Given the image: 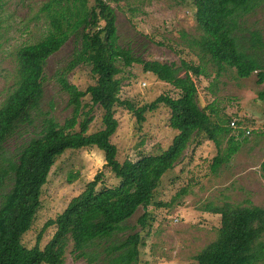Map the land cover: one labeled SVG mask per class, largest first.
Segmentation results:
<instances>
[{"label":"trees","instance_id":"obj_1","mask_svg":"<svg viewBox=\"0 0 264 264\" xmlns=\"http://www.w3.org/2000/svg\"><path fill=\"white\" fill-rule=\"evenodd\" d=\"M112 2L118 0H94L89 8L88 0L48 1L42 9L49 21L47 34L14 52L15 81L0 105V193L9 177L12 181L0 201V264H64L69 242L77 256L88 257L90 264H139L143 244L139 233L119 241L112 239L128 230L127 222L139 208L145 213L138 224L145 228L151 218V206H167L154 202L164 174L184 159L193 142L200 145L212 140L220 147L227 140V150L213 158V170L239 150V145H234L238 143L234 135L229 136L230 122L221 127L213 120V112L212 116L208 114L212 106H199L196 79L207 76L206 69L211 66L216 79L233 69L240 79L257 73L258 84L264 85V36L257 30L248 35L241 31L243 20L264 5V0H190L198 34L188 39L187 47L199 60L200 65L196 66L185 60H180L179 65L146 61L136 57L132 49L122 47ZM4 4L5 0H0V34ZM72 36L80 45L59 76L72 115L64 124L46 119L41 135L30 140L8 167L6 144L22 127L33 124V114L43 100L47 61ZM135 64L157 81L173 87L177 97L160 94L139 109L121 101L118 76ZM81 66L88 67L95 77L85 90L67 78L68 73ZM86 96L89 106L83 103ZM259 100L264 102V89ZM120 106L133 111L139 123L147 111L159 106L168 108L169 127L178 132L173 143L158 154L119 163L111 137L118 127L115 108ZM95 107L103 111V128L88 133ZM85 149L103 154L106 168L118 183L104 185L103 174L99 173L61 214L44 224L36 244L27 247L22 238L34 225L42 207L43 190L58 159L66 152ZM186 193L184 189L179 196ZM206 206V211L221 217V225L216 240L195 255L197 264H264V207L250 203ZM51 226L56 230L42 246L43 235ZM93 246L102 249L92 250Z\"/></svg>","mask_w":264,"mask_h":264},{"label":"rangeland","instance_id":"obj_2","mask_svg":"<svg viewBox=\"0 0 264 264\" xmlns=\"http://www.w3.org/2000/svg\"><path fill=\"white\" fill-rule=\"evenodd\" d=\"M50 0H5L2 11L3 28L0 34V105L15 81V50L23 45L41 40L49 27L42 11ZM94 0H88L89 8ZM116 13L119 44L132 49L134 55L146 61L180 64L185 60L200 65L197 56L189 51L188 39L197 36L194 9L190 0H118L112 2ZM260 31L264 36V5L243 20L241 31L249 34ZM79 41L72 36L66 44L47 61L43 82V100L33 114V124L24 126L5 147V158L9 164L16 162L21 149L32 139L41 135L46 119L53 118L64 124L71 117L67 93L62 89L59 76L68 66ZM207 76L197 78L198 103L201 108L211 107L213 120L227 127L239 145V150L217 170L212 169L213 158L227 150V140L218 147L212 140L197 145L193 142L185 157L162 177L155 194V203L167 206L149 209L151 218L144 228L138 219L145 210L139 208L127 222L128 230L117 234L112 241L140 234L139 264H197L195 255L207 244L215 241L221 225V217L206 211V205L222 206L226 203L264 207V102L259 93L264 85L258 84L257 73L248 79H240L235 70L229 69L220 78H215L211 66ZM67 78L85 90L95 82V77L86 66L68 73ZM121 79L120 100L132 103L137 109L153 102L160 94L176 98L177 92L170 85L144 73L139 64L125 69ZM83 103L90 105L89 96ZM89 108V107H88ZM87 110V109H86ZM93 121L88 133L103 128V111L95 107ZM169 109L159 106L144 113L139 123L136 114L128 107L115 108L118 127L111 137L117 149L119 163L137 161L142 155L158 154L169 147L178 134L169 127ZM236 121V127L231 122ZM251 130L250 135L245 130ZM242 133V134H241ZM103 174V184L115 186L118 179L105 166L103 154L96 149L66 152L54 166L42 194V207L34 225L22 238L27 247L36 244L44 224L56 218L76 197L85 184ZM11 178L6 180L3 195L11 188ZM187 193L179 196L183 190ZM56 230L49 227L43 235L42 246L47 244ZM101 250V246H93ZM64 264H90L88 257H78L69 242Z\"/></svg>","mask_w":264,"mask_h":264},{"label":"built area","instance_id":"obj_3","mask_svg":"<svg viewBox=\"0 0 264 264\" xmlns=\"http://www.w3.org/2000/svg\"><path fill=\"white\" fill-rule=\"evenodd\" d=\"M231 126H232L233 128L236 127V121H232V122H231ZM245 134H246V135H250V134H251V130H249V129L245 130Z\"/></svg>","mask_w":264,"mask_h":264}]
</instances>
